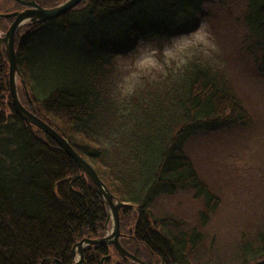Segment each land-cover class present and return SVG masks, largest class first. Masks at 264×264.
Returning a JSON list of instances; mask_svg holds the SVG:
<instances>
[{
    "label": "trees",
    "instance_id": "trees-1",
    "mask_svg": "<svg viewBox=\"0 0 264 264\" xmlns=\"http://www.w3.org/2000/svg\"><path fill=\"white\" fill-rule=\"evenodd\" d=\"M34 1L51 9L67 0ZM211 1L84 0L55 20L16 31L21 104L92 166L114 202L132 207L120 209V243L145 264L196 263L206 243L201 229L220 202L186 142L204 126L246 122L251 115L223 71L200 56L146 79L127 97L117 89L116 58L141 39L167 41L195 31ZM24 8L0 0V15ZM237 14L241 50L264 64V0H243ZM12 22L0 18V36ZM9 66L0 43V264H74L77 244L107 235L109 209L75 160L17 113ZM253 164L242 183L264 190V171ZM178 191L201 202L191 230L185 212L156 208L160 196L174 198ZM241 229L225 261L211 255L208 264H264V217ZM84 259L137 264L107 245L86 247Z\"/></svg>",
    "mask_w": 264,
    "mask_h": 264
},
{
    "label": "rangeland",
    "instance_id": "rangeland-1",
    "mask_svg": "<svg viewBox=\"0 0 264 264\" xmlns=\"http://www.w3.org/2000/svg\"><path fill=\"white\" fill-rule=\"evenodd\" d=\"M242 3L243 0H212L203 7L201 21L195 31L178 34L167 41L165 38L141 39L127 55H118L116 58L117 89L120 95L127 97L134 95L146 79L166 75L171 68L187 64L200 56L223 71L224 80L231 83L237 97L251 115L246 122L204 126L186 142L188 154L196 162L208 185L217 192L220 202L203 224L201 231L206 236V243L199 251L195 264H208L211 255L221 262L225 261V256L233 251L234 239L240 234L241 228H245L246 223L264 217V190L248 188L242 183L243 174L252 175L255 171L253 161H258L259 169L264 171V163L260 159H264V64L245 55L240 48V29L236 28L235 18ZM3 18H12V24L16 19ZM237 38L240 39L239 46L235 42ZM63 44L68 45L65 41ZM238 159L245 163L244 168H238ZM176 194L174 198L160 196L156 208L185 212L191 218L186 228L191 230L197 224L201 202L191 199V192L178 191ZM109 213L112 220L110 233L114 229V217L112 210L109 209ZM211 247L212 254L209 251Z\"/></svg>",
    "mask_w": 264,
    "mask_h": 264
},
{
    "label": "water",
    "instance_id": "water-1",
    "mask_svg": "<svg viewBox=\"0 0 264 264\" xmlns=\"http://www.w3.org/2000/svg\"><path fill=\"white\" fill-rule=\"evenodd\" d=\"M16 2L20 3L21 5L25 6L27 9L23 12H17L12 15H0V18L3 17H15V21L8 30V32L1 37L0 36V43H3L7 47V55L10 65L9 76H10V87H11V95L13 100V105L19 115H21L25 120L31 122L33 125L38 127L42 130L45 134L55 140L58 145L73 159L75 162L80 166V168L93 180V182L99 188L100 194L103 196L105 203L107 204L108 208L112 210L113 217H114V224H113V231L109 233L106 237L98 240H83L79 244H77V251L79 260L76 261L75 264H86L84 260V248L87 246L93 245H114L117 249L118 253L122 257H127L132 259L133 261L139 264H145L135 256L128 253L119 243L120 238V220H119V209L123 207L131 206L116 203L114 204L113 197L109 194L107 188L103 184V182L98 177L95 170L89 165L82 157H80L75 150L69 145V143L61 137L54 129H52L49 125L45 122L37 118L35 115L31 114L27 111L23 105L21 104L17 89H16V77L18 74V67L16 61V52L14 46V36L17 29L22 26L26 25L27 23H45L48 21L55 20L62 15L66 14L67 12L75 9L82 1L84 0H68L64 4L57 6L51 9H43L38 6L33 0H15Z\"/></svg>",
    "mask_w": 264,
    "mask_h": 264
},
{
    "label": "flooded vegetation",
    "instance_id": "flooded-vegetation-1",
    "mask_svg": "<svg viewBox=\"0 0 264 264\" xmlns=\"http://www.w3.org/2000/svg\"><path fill=\"white\" fill-rule=\"evenodd\" d=\"M24 9H25V8H24ZM24 9H23V10H24ZM107 246H113V245H107ZM113 247H114V246H113ZM114 248H115V247H114ZM108 258H110V256H109Z\"/></svg>",
    "mask_w": 264,
    "mask_h": 264
},
{
    "label": "bare ground",
    "instance_id": "bare-ground-1",
    "mask_svg": "<svg viewBox=\"0 0 264 264\" xmlns=\"http://www.w3.org/2000/svg\"><path fill=\"white\" fill-rule=\"evenodd\" d=\"M47 135V134H46ZM77 247V246H76ZM84 251V250H83Z\"/></svg>",
    "mask_w": 264,
    "mask_h": 264
}]
</instances>
